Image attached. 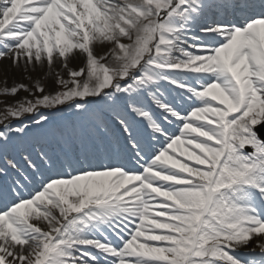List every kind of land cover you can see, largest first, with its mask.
<instances>
[{
	"label": "snow or ice",
	"instance_id": "obj_1",
	"mask_svg": "<svg viewBox=\"0 0 264 264\" xmlns=\"http://www.w3.org/2000/svg\"><path fill=\"white\" fill-rule=\"evenodd\" d=\"M226 3L238 22L209 24L197 39L187 28L203 0H0V61L46 63L51 72L56 60L67 70L75 54L86 58L67 81L57 74L64 91L22 100L7 110L11 119L160 81L197 105L182 114L154 101L180 122L176 138L129 106L166 141L142 174L118 165L69 173L0 210V264H264V0ZM103 45L112 47L98 60L93 49ZM108 55L115 69L101 63ZM28 91L0 89V98ZM118 123L139 157L127 125ZM36 124L45 121L37 117ZM109 234L115 243L104 238ZM245 248L249 260L235 254Z\"/></svg>",
	"mask_w": 264,
	"mask_h": 264
},
{
	"label": "bare ground",
	"instance_id": "obj_2",
	"mask_svg": "<svg viewBox=\"0 0 264 264\" xmlns=\"http://www.w3.org/2000/svg\"><path fill=\"white\" fill-rule=\"evenodd\" d=\"M207 1H210V4L212 3V7H214V8H215V6H218L220 8L221 7L222 8L223 7L228 8V5L226 4V0H203L204 8H205V3H207ZM227 16H229L228 19L230 20L229 23H227V24H231L234 21H236L235 19L230 18V13H228ZM236 17L238 18V15H236ZM196 23L197 22L195 21V19H193L191 21L189 28L192 31H194L197 28ZM111 47L112 46H110V45H103V46L94 47V49H93L94 57L99 60L102 56H106L110 52ZM101 63L107 67L109 65H113V64L116 65V62L112 59V57L110 55L107 56V59L102 60ZM85 64H86V58L79 53H77L73 57L69 58L67 70H65L62 67L61 61L56 60L52 66L51 72L49 71V68H48L46 63L42 66H33L32 68H25L23 65L20 68H16V67H13V64L11 63V61L5 60V61H0V80L4 78L8 82H14V83H16L20 80L21 81L25 80V81H28L29 83H33L35 81L36 82H43V81H46L47 79L48 80L56 79L58 77L57 74H59V76H63L64 78H66L68 80L69 79V76H68L69 70L76 72L80 68L81 69L85 68ZM173 73H175V72H171V74H173ZM83 78H85V77H80L79 82L82 83ZM161 82H163V83L161 84ZM192 83H195V81H193ZM163 84H164V86H163ZM188 84L191 85V82ZM170 86L171 85H169L168 83H166L164 81H160L157 85L149 86L148 89H145L146 91H148V96H150L149 101L152 104L151 105V110H152L151 113L154 112V114L156 113L158 115H162V112L160 111V109H158L156 107L154 101L159 100L161 103L165 104V101H167V99L164 97H161V95H159V92H162L163 90H167L168 87H170ZM161 88H164V89H161ZM0 89H5V87L1 86ZM106 95H107L106 100L103 97H101V99L103 101V103H101L102 108L106 111L112 110L115 113L114 115L119 117L118 115H120V114L113 107L111 102L108 101V99L114 98V101H116V102L121 101V98L123 99V94H116V93L111 94L108 92V93H106ZM124 95H126L128 97V99H132L133 101H137L139 99L138 98V92L137 93H126ZM87 99L85 101H76L74 104L66 105V106L59 108L54 113H52L53 115L50 114V116L47 117V120H44L45 121L44 127L38 126L36 124V120H35V123H33L31 125L32 127L28 126V128H30L29 130L26 131V129H24V131L19 132V135L22 138H23V136L28 137V138H29V136L36 138L38 143L41 144V145H39V147H40V151L43 155H44V153H46V151L50 154H51V152H55L56 149H52V151H50V150H48V148H50L51 145H53L54 143H56V144L59 143L58 146H64L65 145V143H62V142H65L64 141L65 138L63 136L67 135V133L69 131L67 123H66V120L68 118L72 117L75 121L76 120L79 121L80 119H81L80 121H83L82 120L83 117H89L90 119H93L94 121L95 120L100 121V119H99L100 117L96 113V111L89 110V109L84 110V106L87 105V102H89ZM185 101L188 103L189 102L192 103V105H194V110L196 109V106H197L196 102H194L189 97V94L185 95ZM177 103L183 105L185 102L178 101ZM167 104L170 105V103H167ZM76 105L79 106V109H80L79 111H77V108L75 107ZM170 107H172V106L170 105ZM172 108H173V110L178 112V110L180 109V106L179 107L173 106ZM83 110H84V112H83ZM45 113L49 114L48 112H43V114H45ZM40 114H42V112H39V111L36 112V116H39ZM165 119L168 121L169 124H171L175 121L169 116L165 117ZM42 120H43V118H42ZM142 123L145 124V127L144 128L141 127L140 131L143 132V133H141L142 135H146V133H147V122H145V123L142 122ZM128 129L131 133V139L133 140L132 135H136L137 132L132 131L131 128H128ZM3 130H4V128L0 129V134L2 133ZM61 130H64V133H61L60 139H58L57 132L59 133ZM80 135H82V134L74 133L72 135L66 136V139L70 138L71 140H74L75 137L77 138L76 140L73 141V143H75V145H76V148L74 149V152L71 154L70 152L72 151V149L69 148L70 145L68 144L69 147H67L68 148L67 151H69V155H70L69 157H71L72 159L69 157H65L64 159L61 158V160L59 162V165L61 167L68 166L70 163L69 161H72L75 159H80L81 161L84 162V165H83L84 169H94V167L106 168L107 165H109L107 162L112 161L111 162V164H112L114 162H117L120 158H122V157H120L121 154L118 151L119 148H118V146H116V144H118V142H119V141L117 142L118 139L116 137L114 138L112 136L110 142L107 141L106 143L102 144L101 150L98 149L97 151H93L91 153L90 150L92 148L96 150V147L91 146V144L87 145V142L84 139V136H80ZM154 136H155L154 133H152V134L150 133L149 141ZM119 137L121 139V134H119ZM33 138H29L28 141L29 142L32 141ZM128 139H129V137L127 135L122 136V140L124 143L127 142ZM3 141H5L6 143L13 142V141H10L9 139H3ZM135 143L139 146V149H140V145L137 142H135ZM3 145L4 144L0 143V152H4V150H5ZM42 145H44V146L42 147ZM89 145H90V147H89ZM120 146H121V144L119 143V147ZM85 147H87V148H85ZM89 148H91V149H89ZM56 153L57 152H55V154ZM50 154L45 155L48 160L45 159L44 162L48 161L50 163H53V161L51 160ZM134 155L135 154L132 151V158L134 157ZM93 160H96V161L94 162ZM47 164H48V166H50L49 163H46V165ZM12 185H14V186H12ZM16 185H18V184L7 183L3 187L0 186V190H2L4 188H8V187H9L8 189H11V188L15 187ZM257 207L259 208V206H257ZM38 226L41 227L42 230H45V231L47 230L43 225H38ZM107 237H104V238H107ZM235 254L240 256L241 259H244V258H247V257L253 255L252 253L249 252V249H247V248L240 249ZM245 254H247V255H245Z\"/></svg>",
	"mask_w": 264,
	"mask_h": 264
},
{
	"label": "rangeland",
	"instance_id": "obj_3",
	"mask_svg": "<svg viewBox=\"0 0 264 264\" xmlns=\"http://www.w3.org/2000/svg\"><path fill=\"white\" fill-rule=\"evenodd\" d=\"M197 39H199V38H197ZM208 42H210V41H208ZM108 67L110 69H115L117 67V65L113 64V65H109ZM79 70H81V68ZM79 70H77V71H79ZM59 78H62L63 80L67 81V79L64 78L63 76H59ZM84 79L85 78H83V81H84ZM118 82L119 81H116V83H118ZM196 83H198V82L196 81ZM37 84H39V86L44 89L42 94L36 93V88L34 87V85H37ZM1 86H4L7 89L12 88L13 86H23L24 88H27L29 91L28 92H20L15 99L0 98V126H3L5 123L18 121V120H13L10 117H8L7 110L8 109L16 110L14 106L19 104L22 100L34 102V100H36V99H43L44 97H49V98L54 97V96L60 94L62 91L65 90L58 85V77L54 80H48L47 79L46 81H43V82H36L35 81L33 83H29L28 81H25V80H23V81L20 80V81L14 83V82H8L7 80H5L3 78L0 80V87ZM69 87H71V85ZM37 110H43V111H50L51 110L52 111V109H43V108H40ZM191 110H192V105L187 104L186 106L183 107V109L181 110V113L182 114H188V113H190ZM26 117H29V116L28 115L22 116L21 119H19V120L25 119ZM179 132H180V122H178V121H176L175 124L170 125L168 128L165 129V135L170 137V138L178 137ZM164 148H166V141H165L164 137H161L159 140H157L155 142V144L152 147H150V149H149V147L146 148L147 150L144 152L143 155H140V157H139L140 164L139 165L136 164L135 166L133 165L132 167L127 169L129 174H142L143 166L150 163L151 160L154 158L155 154H157L160 150H162ZM82 164H83L82 162L77 161L73 164L74 166H70L69 168H67V167L60 168V167L55 166V169L53 170V172L48 171L46 176L42 177V179L38 180L37 182L30 184L25 190L23 189L19 194H14V195L12 194V195L6 196V198L4 200L0 201V210H3L4 208L10 206L11 204L14 203V201L21 200V199H27V198L31 197L35 192H37L40 189L41 185L45 181H47L51 178L62 177V176L68 175L69 173L80 174L84 170H89V169H84ZM94 169H102V168L96 167ZM108 240L110 243H115V240L111 237ZM89 251H91V250H89ZM250 258H251V256L244 258V259L249 260Z\"/></svg>",
	"mask_w": 264,
	"mask_h": 264
}]
</instances>
